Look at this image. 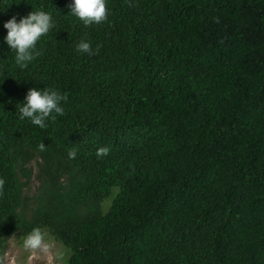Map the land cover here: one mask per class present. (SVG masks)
<instances>
[{
    "label": "trees",
    "instance_id": "trees-1",
    "mask_svg": "<svg viewBox=\"0 0 264 264\" xmlns=\"http://www.w3.org/2000/svg\"><path fill=\"white\" fill-rule=\"evenodd\" d=\"M70 3L0 0L2 264L36 227L65 264H264V0ZM32 11L54 27L20 68L3 25ZM32 88L67 96L44 128Z\"/></svg>",
    "mask_w": 264,
    "mask_h": 264
},
{
    "label": "clouds",
    "instance_id": "clouds-1",
    "mask_svg": "<svg viewBox=\"0 0 264 264\" xmlns=\"http://www.w3.org/2000/svg\"><path fill=\"white\" fill-rule=\"evenodd\" d=\"M68 7L71 14L82 20L86 26L102 23L108 18L106 0H71ZM217 22L219 21L217 20ZM3 27L7 29V35L4 39L9 48L15 52L16 64L20 68H26L40 54L36 48L37 42L54 27V23L50 13L32 11L27 16L22 17L19 22H17L16 16H13L4 23ZM98 49L99 46L97 52ZM77 51L97 54L93 52L91 44L84 40H81L77 45ZM66 100V95H61L53 89H29L24 102L21 103L22 106L19 107L20 119L27 118L34 125L44 128L47 119L51 118L53 121L56 119L53 113L64 114L61 102ZM38 148L40 151L47 150L43 142L38 145ZM109 151L108 147H100L96 156L102 158L108 155ZM68 155L70 159H75L77 155L75 148L70 150ZM4 184L5 181L0 179V194H2ZM23 241L26 250L42 249L47 251L48 246L44 243L40 227L34 228ZM0 264H2V258H0Z\"/></svg>",
    "mask_w": 264,
    "mask_h": 264
},
{
    "label": "rangeland",
    "instance_id": "rangeland-1",
    "mask_svg": "<svg viewBox=\"0 0 264 264\" xmlns=\"http://www.w3.org/2000/svg\"><path fill=\"white\" fill-rule=\"evenodd\" d=\"M44 243L48 246L44 250H26L20 236H14L6 245L3 264H65L66 252L61 245L56 244L48 236Z\"/></svg>",
    "mask_w": 264,
    "mask_h": 264
}]
</instances>
